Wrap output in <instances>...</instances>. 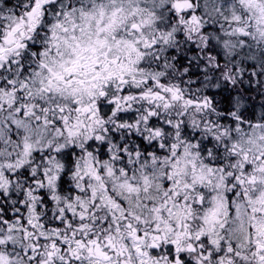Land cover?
I'll return each instance as SVG.
<instances>
[{"label": "snow or ice", "instance_id": "snow-or-ice-1", "mask_svg": "<svg viewBox=\"0 0 264 264\" xmlns=\"http://www.w3.org/2000/svg\"><path fill=\"white\" fill-rule=\"evenodd\" d=\"M0 264H264V0H0Z\"/></svg>", "mask_w": 264, "mask_h": 264}]
</instances>
